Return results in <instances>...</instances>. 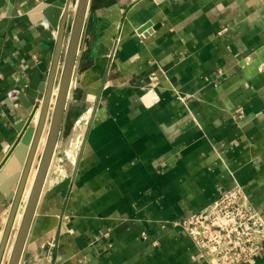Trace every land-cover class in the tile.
I'll return each mask as SVG.
<instances>
[{"label":"crops","instance_id":"1","mask_svg":"<svg viewBox=\"0 0 264 264\" xmlns=\"http://www.w3.org/2000/svg\"><path fill=\"white\" fill-rule=\"evenodd\" d=\"M37 2L0 0V163L27 116L18 94L54 54ZM77 83L60 151L91 112L85 145L75 165L55 160L20 264H207L163 224L236 182L264 216V0H94ZM12 175L0 181V238Z\"/></svg>","mask_w":264,"mask_h":264},{"label":"water","instance_id":"2","mask_svg":"<svg viewBox=\"0 0 264 264\" xmlns=\"http://www.w3.org/2000/svg\"><path fill=\"white\" fill-rule=\"evenodd\" d=\"M34 1L38 2L33 10H44L51 27L57 31L56 44L46 76L40 69L36 70L32 82L18 94L27 110V116L16 125L18 137L0 163V181L7 173L14 172L9 182L15 187L8 220L0 238V264L3 262L30 175L38 159L33 185L7 264H20L23 259L46 180L53 174L51 168L56 163L55 160L60 152L61 135L63 136L65 130L76 87L72 82L75 77L77 78V72L80 70V57L86 37V21L94 5V0ZM70 21V34L65 43ZM154 27L157 28V26ZM140 33H143V30ZM47 123L49 127L39 156L40 141ZM1 188L6 194L12 195L8 188L4 186Z\"/></svg>","mask_w":264,"mask_h":264},{"label":"built area","instance_id":"3","mask_svg":"<svg viewBox=\"0 0 264 264\" xmlns=\"http://www.w3.org/2000/svg\"><path fill=\"white\" fill-rule=\"evenodd\" d=\"M4 16L0 8V20ZM76 142L77 148L83 145L84 135L78 134ZM72 151H66L69 160ZM167 225L190 236L200 259L207 264H249L264 252V216L250 202L240 182L222 192L204 209L167 221L163 227ZM143 235L147 237L145 232Z\"/></svg>","mask_w":264,"mask_h":264},{"label":"rangeland","instance_id":"4","mask_svg":"<svg viewBox=\"0 0 264 264\" xmlns=\"http://www.w3.org/2000/svg\"><path fill=\"white\" fill-rule=\"evenodd\" d=\"M90 116H91V112H90V114H89L88 116H87V115L84 116V118L82 119V121H81L80 124L78 125L79 128L77 129V133L74 135L73 139L70 141V143L68 144V146L65 145V146L62 148V150L60 151V152H61V153H60V156H57L56 159H60V160H62V161H61L62 163L71 160L70 162H71L72 165H73V164H74V165L76 164V162L78 161V155H79V152H80V150H81V148H82V144H81V146H80L79 148L76 147V144H77V142H76V137H77L78 134H81V135H84V136H85V131L83 130V128H84L85 125H87V122L89 121ZM69 149H71V150L73 149L72 152H73L74 155H75L76 162L73 161V159H70V160L68 159L66 151L69 150ZM69 153H70L71 156H72L73 153H71V152H69ZM71 158H72V157H71ZM24 203H25V202L23 201L22 204H24Z\"/></svg>","mask_w":264,"mask_h":264},{"label":"bare ground","instance_id":"5","mask_svg":"<svg viewBox=\"0 0 264 264\" xmlns=\"http://www.w3.org/2000/svg\"><path fill=\"white\" fill-rule=\"evenodd\" d=\"M74 83V80H73V82H72V84ZM74 154H72V158L71 159H73V161H74ZM37 163V162H36ZM35 174H36V166H34V169H33V171H32V173H31V176H30V179H29V182H28V188L26 189V191H25V194H24V198H26L27 196H28V194H29V190H30V188H31V184H32V182H33V178L35 177ZM33 185V184H32ZM9 256H7V258H8Z\"/></svg>","mask_w":264,"mask_h":264}]
</instances>
